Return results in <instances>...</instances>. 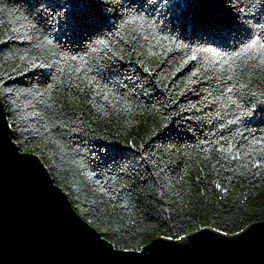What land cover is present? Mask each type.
Here are the masks:
<instances>
[{
    "label": "trees",
    "instance_id": "obj_1",
    "mask_svg": "<svg viewBox=\"0 0 264 264\" xmlns=\"http://www.w3.org/2000/svg\"><path fill=\"white\" fill-rule=\"evenodd\" d=\"M116 23L117 28L91 38L70 39L34 20L26 0H0V99L8 123L15 120L20 130L31 131L26 147L75 212L86 223L94 221L89 225L102 237L108 230L112 245L146 247L195 228L219 227L231 235L241 225L264 221V122L243 114L247 101L258 109L264 99V68L257 66V56L241 53L227 73L202 68L189 83L203 56L197 53L176 72L190 53L162 37H178L192 48L216 45L169 29L156 33L147 25H130L114 35L123 22ZM102 39L109 47L98 43ZM241 47L224 50L234 53ZM117 51L125 56L117 61L122 75L109 71ZM33 62L52 67L32 68ZM125 76L139 77L144 89L130 94ZM92 81L95 87H88ZM115 142L129 157L123 170L98 167L95 147ZM142 152L154 154L159 167L142 161Z\"/></svg>",
    "mask_w": 264,
    "mask_h": 264
},
{
    "label": "snow or ice",
    "instance_id": "obj_2",
    "mask_svg": "<svg viewBox=\"0 0 264 264\" xmlns=\"http://www.w3.org/2000/svg\"><path fill=\"white\" fill-rule=\"evenodd\" d=\"M26 2L28 14L34 20L43 22L53 31L62 30L64 35L70 39L75 35L91 38L93 35L102 34L105 28H117L116 22L122 21L123 23L114 35H119L120 30L130 25L140 27L147 25L156 33L169 29L183 33L185 38L194 37L216 45L215 47L192 48L190 44H185L178 37L171 35L162 37L164 41L175 45L178 50H187L190 53L186 59H182L181 66L176 68V72L181 71L183 66H186L190 61L196 60L197 53L203 56L204 64L191 72V76L188 78L189 83L193 82L191 77L198 76L202 68L205 72L210 70L212 73L231 71L235 63L234 58H239L241 53L245 54V58L256 55L257 66L264 68V0H26ZM257 29H259L258 33ZM47 43L51 44L52 41L48 40ZM98 43L105 48L110 44L107 39L99 40ZM240 45L242 47L239 52L229 53L224 50ZM208 54H211V57ZM111 59L113 64L109 71L114 75H122V66L117 61H123L125 56L117 51L113 53ZM38 67L51 68L52 65L32 63V68ZM124 79L131 82L130 94L134 95L145 87L139 77L134 79L133 76H125ZM227 79L232 80L233 76L228 75ZM87 86L95 87V81ZM122 86L128 87L127 84ZM75 87L80 88V85L77 84ZM242 87L247 88L248 85L244 84ZM232 91V87L228 88V92ZM9 92H11L10 89ZM47 92L48 89H45V92L40 95L43 96ZM260 95L264 96V92H261ZM252 96L255 97L256 93H252ZM4 98L7 99L8 96L5 95ZM73 99L75 98L73 97ZM104 100H108L107 95L104 96ZM232 103L237 104L235 100ZM247 106L248 111L243 113L245 116L264 122V99L259 101L258 109L253 107L252 100L247 101ZM237 122L238 120H232L230 123L236 124ZM177 134L179 133L177 132ZM31 135V131L20 130L15 120L11 124L5 123L3 129L0 130V149H6L10 156L21 164L33 165L40 174L41 164L20 154L21 149L25 153L34 154L33 149L26 147ZM102 139H107V137ZM38 150L37 148L35 151ZM94 151L96 152L94 159L97 161L98 167L115 166L123 170L125 161L129 159L125 148L121 147L119 142L99 144ZM221 151L231 152V149H221ZM233 158L235 159V157ZM140 159L144 162L151 160L155 166L159 167L154 154L146 156L142 152ZM260 166L261 163L257 162V168ZM97 183L99 184L100 181ZM214 187L224 192L228 191L221 183L214 182ZM48 190L54 195L57 194L51 185L48 186ZM101 190H104L102 184ZM87 223L94 224V221L88 220ZM240 228V233L233 232L231 236L228 232L221 234L219 227L215 230V235L212 234L211 229L203 231L200 228H195V232L187 236L176 234L175 240L173 235H165L158 238L149 247H144L141 244L132 248H120L118 243L112 245L107 240V229L103 230V237L95 236L94 239L95 243L103 248L109 258V264H164L161 259L163 253L187 250L205 239L225 245H254L253 238L258 230L264 229V221H261L259 226L250 225L244 228L241 225ZM184 231L187 232L186 229ZM258 250L259 259L250 258L244 264H264V240L259 242Z\"/></svg>",
    "mask_w": 264,
    "mask_h": 264
},
{
    "label": "water",
    "instance_id": "obj_3",
    "mask_svg": "<svg viewBox=\"0 0 264 264\" xmlns=\"http://www.w3.org/2000/svg\"><path fill=\"white\" fill-rule=\"evenodd\" d=\"M5 123L9 124L0 99V130ZM20 154L42 167L39 174L33 165L21 164L0 149V264H109L103 248L95 243L94 237L101 235L75 212L40 159ZM49 185L57 194L48 190ZM208 229L216 234L212 228L202 230ZM253 239L254 245L236 246L205 239L187 250L165 252L161 259L164 264H244L259 259L264 229Z\"/></svg>",
    "mask_w": 264,
    "mask_h": 264
}]
</instances>
